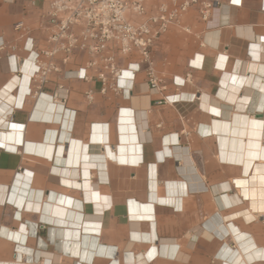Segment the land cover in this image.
<instances>
[{
  "label": "crops",
  "instance_id": "1",
  "mask_svg": "<svg viewBox=\"0 0 264 264\" xmlns=\"http://www.w3.org/2000/svg\"><path fill=\"white\" fill-rule=\"evenodd\" d=\"M49 2L0 0V264H264V210L238 187L221 191L246 175L222 160L217 133L201 132L211 118L245 115L257 96L264 103V73L253 70L264 66V0H221L208 32L189 11L153 54L160 91L142 66L107 95L89 70L87 81L31 85ZM86 61L78 55L64 72ZM228 194L235 207L222 210L217 198Z\"/></svg>",
  "mask_w": 264,
  "mask_h": 264
},
{
  "label": "built area",
  "instance_id": "2",
  "mask_svg": "<svg viewBox=\"0 0 264 264\" xmlns=\"http://www.w3.org/2000/svg\"><path fill=\"white\" fill-rule=\"evenodd\" d=\"M221 7V0H50L44 25L48 46L35 52L31 85H42L52 75L87 81L92 78L89 70L100 83V92L107 95L121 92V81H133L143 66L150 89L160 91L153 54L163 36L191 10L208 32ZM24 28L23 23L15 26L17 31ZM78 55L87 58L84 68L74 76L64 72V66ZM122 59L136 62L123 68ZM85 98L91 104L94 92L87 91Z\"/></svg>",
  "mask_w": 264,
  "mask_h": 264
},
{
  "label": "bare ground",
  "instance_id": "3",
  "mask_svg": "<svg viewBox=\"0 0 264 264\" xmlns=\"http://www.w3.org/2000/svg\"><path fill=\"white\" fill-rule=\"evenodd\" d=\"M259 58H260V56H259ZM228 62H229V57L222 56L221 58L218 59V67L224 68L226 70L227 66H228ZM241 67H242V61L238 60L234 64L231 71H236V74H237V72L239 73L241 71ZM253 70L257 71L259 74H262V73H264V66L261 65V66L257 67V69H255V67H254ZM229 72H230V70L225 73L226 76H229ZM232 80H234V79H232ZM253 81H255V80L253 79ZM240 83L241 82H238V84H240ZM250 83H252V82H249V84ZM230 88H231V86H230ZM191 89H193V88L191 87ZM233 91H231V92H233ZM261 93H262V90L259 89L257 92V95H260ZM245 109H246L245 115H243L239 118L235 117L230 121H224V120L219 121V119L211 118L209 120V125L203 124L201 126V132H203L205 134H208V133L212 134L214 132L217 133L216 136L219 137L218 139H220V141L222 143V145H221L222 160L227 161V162H233V163L234 162L241 163L242 168H243V172L246 175L244 177L240 176L238 178L232 179L230 184L226 183V184L221 185V187H220L221 191L230 192L235 187H238L239 194L240 195H242V193L244 194V197L241 196V200L248 202V204H249V206H251L252 210H254V211L261 210L262 211V210H264V120L257 118L255 116V114H256V111L259 109L264 110V103H262L260 101V97L257 96L254 98V100L252 102H249L247 105H245ZM206 115L209 116L208 114H206ZM184 154L185 153L183 151H179L176 154V156L181 157L183 160H185ZM87 164H89V163H87ZM153 171H154V167H152V172ZM193 173H194L196 181L200 180V177H199L200 175L197 174V172L194 170H193ZM133 184H134V186L138 185L137 182H133ZM195 190L196 191H203V190H206V187L204 186L203 183L199 182V183L195 184ZM217 202L220 205V207L222 208V210L223 209L224 210H230V209L235 207V203H234L230 194L217 198ZM220 207L218 206V210ZM216 215H218V214H216ZM135 217L137 219H141V220H143V219L151 220L154 218L153 216L144 217V216H139V215L135 216ZM230 217L231 216H229L228 218H230ZM222 219H224V218H221V221H222ZM208 221H210V220H208ZM222 222L224 223L225 221H222ZM211 224H213V223H211ZM211 226H213V225H211ZM80 228H82V227H80ZM232 231L234 234L237 233V230H235L233 226H232ZM217 237L219 238L220 236H217ZM150 240L152 241L151 237H150ZM162 248H163V246H162ZM228 250H230V249L228 248ZM168 252H170V251H168ZM161 253H163V251ZM250 259H252V258H250Z\"/></svg>",
  "mask_w": 264,
  "mask_h": 264
},
{
  "label": "rangeland",
  "instance_id": "4",
  "mask_svg": "<svg viewBox=\"0 0 264 264\" xmlns=\"http://www.w3.org/2000/svg\"><path fill=\"white\" fill-rule=\"evenodd\" d=\"M153 60H154V55H153ZM155 62V61H154Z\"/></svg>",
  "mask_w": 264,
  "mask_h": 264
}]
</instances>
